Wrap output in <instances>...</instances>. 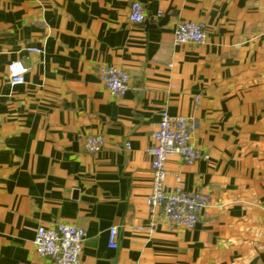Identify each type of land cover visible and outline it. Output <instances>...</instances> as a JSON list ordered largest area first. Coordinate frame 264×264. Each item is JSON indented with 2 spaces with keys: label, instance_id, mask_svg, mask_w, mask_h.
<instances>
[{
  "label": "crops",
  "instance_id": "crops-1",
  "mask_svg": "<svg viewBox=\"0 0 264 264\" xmlns=\"http://www.w3.org/2000/svg\"><path fill=\"white\" fill-rule=\"evenodd\" d=\"M181 22L206 42L176 45ZM102 66L128 73L122 97ZM164 111L192 119L208 156L166 163V190L179 176L210 198L192 230L150 226L146 150ZM57 223L85 231L79 264H264V0H0V264H52L33 238Z\"/></svg>",
  "mask_w": 264,
  "mask_h": 264
},
{
  "label": "built area",
  "instance_id": "built-area-1",
  "mask_svg": "<svg viewBox=\"0 0 264 264\" xmlns=\"http://www.w3.org/2000/svg\"><path fill=\"white\" fill-rule=\"evenodd\" d=\"M128 19L134 25L144 22L145 14L141 3L130 4ZM173 40L176 45H203L206 42V26L195 22L178 23L173 32ZM28 51L39 53L37 49ZM15 63H19L25 71L14 76L10 66ZM26 73L27 68L21 61H13L7 66L8 79L12 86L23 84ZM99 78L108 93L115 98L122 97L129 88V75L121 69L102 66ZM193 130L194 123L191 118L171 116L165 111L161 113L157 130L152 135V145L146 150L150 157L152 177L150 192L146 198V206L153 215L150 226L162 220L170 226L192 230L210 202L206 194L185 191L179 176L175 177L176 186L172 190H166L164 186L166 163L171 157H179L186 165L208 159L194 144ZM103 145L101 136H89L85 139L84 150L97 153ZM85 237L83 229L65 223H57L53 227H39L33 238L34 252L52 264H79ZM108 246L110 249L117 248L116 227L108 231Z\"/></svg>",
  "mask_w": 264,
  "mask_h": 264
},
{
  "label": "clouds",
  "instance_id": "clouds-1",
  "mask_svg": "<svg viewBox=\"0 0 264 264\" xmlns=\"http://www.w3.org/2000/svg\"><path fill=\"white\" fill-rule=\"evenodd\" d=\"M10 67L12 69V74L14 76L17 75L18 73H23L25 71V69L19 63H15Z\"/></svg>",
  "mask_w": 264,
  "mask_h": 264
}]
</instances>
